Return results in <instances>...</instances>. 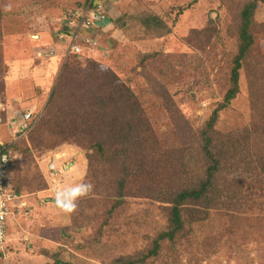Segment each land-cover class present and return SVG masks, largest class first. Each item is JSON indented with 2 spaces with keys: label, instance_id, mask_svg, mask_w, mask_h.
I'll return each instance as SVG.
<instances>
[{
  "label": "rangeland",
  "instance_id": "obj_1",
  "mask_svg": "<svg viewBox=\"0 0 264 264\" xmlns=\"http://www.w3.org/2000/svg\"><path fill=\"white\" fill-rule=\"evenodd\" d=\"M90 1L0 0V144L10 145L16 154L10 179L29 204L9 219L7 249L0 264L52 263L41 255L44 251L72 264H115V258L138 256L147 237H154L165 223L159 214L164 193L194 184L201 162L196 156L201 130L213 119L215 129L223 134L242 131L253 117V95L264 88V2L253 17L254 42L240 70V93L221 109L238 52L223 0H98L108 18L114 14L117 18L105 27L107 31L89 30L99 47L73 55L68 48L77 31L69 32L67 18ZM155 16L161 26L144 25L146 18ZM207 28L212 31L200 47L199 32ZM64 65L82 74L93 70L94 93L101 92L110 71L114 72L139 98L148 119L150 149L130 163L124 205L111 217L109 196L114 195L117 172L106 163L90 167L87 151L75 140L64 142L54 130L41 128ZM166 91L190 123L192 132L184 139L177 136L172 114L158 95ZM77 99L64 105L70 107ZM24 111L38 116L28 132L14 136L10 124ZM54 152L65 153L71 161L56 178L58 188L80 182L81 177L95 186L71 215L58 209L53 199L42 202L50 195L44 190L45 183H51L45 172ZM244 155L232 148L220 167L218 185L224 196L211 213L223 216L214 224L225 233L221 250L200 262L192 253L180 252L181 262L163 257L156 264H264V168L260 166L264 153L250 160ZM146 169L149 173L141 172ZM208 223L194 226L191 246L196 244L195 235L201 241L212 233Z\"/></svg>",
  "mask_w": 264,
  "mask_h": 264
},
{
  "label": "trees",
  "instance_id": "obj_2",
  "mask_svg": "<svg viewBox=\"0 0 264 264\" xmlns=\"http://www.w3.org/2000/svg\"><path fill=\"white\" fill-rule=\"evenodd\" d=\"M223 2L231 14L229 29L238 39V52L232 62L230 85L223 102L219 105L221 109L227 107L240 93V70L254 42L253 17L259 3L264 0H223ZM104 21L94 28L107 31L106 25L112 22L107 19ZM155 23L161 26L163 22L157 16L144 20V25L150 26ZM108 31H111L110 28ZM210 31L212 30L207 28L199 32L201 35L198 39L202 43L198 46L202 47L206 44ZM92 71L82 74L79 70L64 65L50 95L46 118L44 117L42 122L44 125L41 128L54 130L59 136L64 137V142L70 143L75 140L87 151L90 167L94 164L106 163L117 172L114 195L109 196L112 202L108 215L111 217L124 205L125 187L131 171L130 163L150 149L151 129L147 117L142 112L140 100L132 89L121 83L119 77L110 71L101 92L94 93L90 90L94 76ZM158 90L159 88L155 89L156 92ZM158 95L163 97L165 105L172 114L177 136L184 139L189 132H192L189 121L172 104L167 91ZM74 97L78 98L75 103L66 107L64 104L69 103ZM253 97L256 100L252 107L253 117L250 124L242 131L223 134L215 129L213 119L208 121L201 130V145L196 153L197 157L200 156L198 160L201 162L194 184L186 188L182 187L180 190L170 189L164 193L159 206V214L165 221L163 226L154 237H147V245L145 249L139 251L138 256L125 255L115 258V264H156L163 257L172 261L177 257L181 262L180 252H190L195 260L200 262L211 258L221 250L225 233L214 224L223 216L212 214L211 211L217 208L224 196L222 188L218 185L222 162L228 160L232 148L238 150L240 154L245 152L244 156L249 160L250 157L264 153V88L262 87ZM262 159L260 166L264 168V157ZM141 172L149 173L148 169ZM47 186L45 183V187ZM13 188L17 193L23 194L17 187L13 186ZM198 222L212 224L210 226L212 233L201 241L195 235L193 238L196 244L191 246L194 243L190 239L193 235L192 231ZM108 223L104 226H109ZM245 228L250 230L249 228L254 226L245 225ZM1 254L3 255L0 252ZM42 255L53 259L52 263L47 264H72L61 260L58 256L50 255L47 251Z\"/></svg>",
  "mask_w": 264,
  "mask_h": 264
},
{
  "label": "built area",
  "instance_id": "obj_3",
  "mask_svg": "<svg viewBox=\"0 0 264 264\" xmlns=\"http://www.w3.org/2000/svg\"><path fill=\"white\" fill-rule=\"evenodd\" d=\"M105 19H108L105 14V5L102 1L91 0L89 4L81 9L76 10L69 18H67V25L74 31H77L75 35H72V44L69 48V53L72 54H82L84 50L96 49L99 44L94 37L90 35L79 34L83 30H88L93 27H98L101 23H104ZM62 38V36L60 37ZM26 111L23 113L18 121L14 117V120L10 124L11 132L14 136H21L25 132H28L32 122L37 118V112ZM10 146V145H9ZM4 144H0V252L4 255L6 254L7 242H8V225L11 215L16 212L25 211L28 209V202L25 200L26 195H21L17 193L10 179V169L16 157L14 151ZM71 163L69 159L66 158L65 153H53V158H51L47 163L46 177L50 179L51 183L48 181V187L45 192H49L46 198L42 199L43 203H47L51 199H55V192L57 191V181L61 174H64L68 169V165Z\"/></svg>",
  "mask_w": 264,
  "mask_h": 264
},
{
  "label": "clouds",
  "instance_id": "obj_4",
  "mask_svg": "<svg viewBox=\"0 0 264 264\" xmlns=\"http://www.w3.org/2000/svg\"><path fill=\"white\" fill-rule=\"evenodd\" d=\"M91 29L83 30L81 34L91 36V33L89 32V30ZM94 187V184H92L91 182H85L83 177H81L80 182L60 187L55 193V206L62 212L71 215L78 210V201L92 194L94 191Z\"/></svg>",
  "mask_w": 264,
  "mask_h": 264
},
{
  "label": "crops",
  "instance_id": "obj_5",
  "mask_svg": "<svg viewBox=\"0 0 264 264\" xmlns=\"http://www.w3.org/2000/svg\"><path fill=\"white\" fill-rule=\"evenodd\" d=\"M130 1V0H129ZM109 17V16H108ZM116 18H117V15L116 14H114V15H112V17H110V18H108L109 19V21H111V22H115V20H116ZM111 23H108V26L110 25ZM104 25H106V24H104ZM107 25H106V27H108ZM107 30V29H106ZM112 31V30H111ZM110 31V32H111ZM114 31V30H113ZM91 33V32H90ZM93 33V32H92ZM67 35V34H66ZM51 52V51H50ZM42 54V53H41ZM49 55H54V54H49ZM26 111H24V112H20V115H18L16 118L17 119H20V117H21V115L23 114V113H25ZM42 255V254H41ZM44 256V255H43Z\"/></svg>",
  "mask_w": 264,
  "mask_h": 264
},
{
  "label": "bare ground",
  "instance_id": "obj_6",
  "mask_svg": "<svg viewBox=\"0 0 264 264\" xmlns=\"http://www.w3.org/2000/svg\"><path fill=\"white\" fill-rule=\"evenodd\" d=\"M86 179V178H85Z\"/></svg>",
  "mask_w": 264,
  "mask_h": 264
}]
</instances>
